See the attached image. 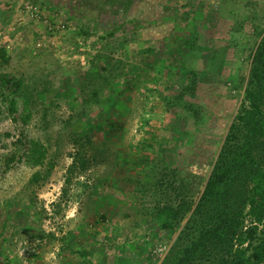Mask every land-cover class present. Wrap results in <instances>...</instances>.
Masks as SVG:
<instances>
[{
    "label": "rangeland",
    "instance_id": "obj_1",
    "mask_svg": "<svg viewBox=\"0 0 264 264\" xmlns=\"http://www.w3.org/2000/svg\"><path fill=\"white\" fill-rule=\"evenodd\" d=\"M263 33L264 0H0V264H181L216 213L193 214L240 145Z\"/></svg>",
    "mask_w": 264,
    "mask_h": 264
},
{
    "label": "trees",
    "instance_id": "obj_2",
    "mask_svg": "<svg viewBox=\"0 0 264 264\" xmlns=\"http://www.w3.org/2000/svg\"><path fill=\"white\" fill-rule=\"evenodd\" d=\"M198 42V36L192 32L189 39L178 37L174 43L175 52L184 57L193 52V46ZM250 80L252 85L244 91L243 97L246 106L237 116L243 130L240 145L232 152L231 162L209 178L193 212L200 219L201 211L216 202V213L183 252L181 264H264V169L254 157L255 144L264 139V33L254 55ZM231 138H234L233 134L228 137ZM45 155L43 148L31 141L23 160L31 167L42 166ZM246 170H249V190L244 200L246 211L244 206L232 210L230 196L234 179ZM39 176L40 172H35L33 180L37 182ZM189 209V206H179L166 209V212L179 215ZM205 249H210V258L200 260L197 253Z\"/></svg>",
    "mask_w": 264,
    "mask_h": 264
}]
</instances>
